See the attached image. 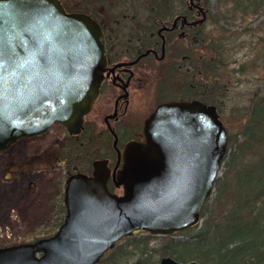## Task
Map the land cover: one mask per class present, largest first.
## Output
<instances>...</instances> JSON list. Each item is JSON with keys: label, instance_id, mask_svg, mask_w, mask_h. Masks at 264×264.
Instances as JSON below:
<instances>
[{"label": "water", "instance_id": "obj_1", "mask_svg": "<svg viewBox=\"0 0 264 264\" xmlns=\"http://www.w3.org/2000/svg\"><path fill=\"white\" fill-rule=\"evenodd\" d=\"M196 5L203 21L207 10ZM106 52L103 27L85 10H69L62 0H0V149L54 122L79 132L99 93ZM143 130L145 138L129 141L112 172L121 192L108 187L104 158L94 159L91 173H70L56 232L0 245V264H96L136 229L166 235L196 224L228 149L218 105L162 101ZM160 257L159 264H200Z\"/></svg>", "mask_w": 264, "mask_h": 264}, {"label": "rangeland", "instance_id": "obj_2", "mask_svg": "<svg viewBox=\"0 0 264 264\" xmlns=\"http://www.w3.org/2000/svg\"><path fill=\"white\" fill-rule=\"evenodd\" d=\"M63 1L69 10L90 9L89 12H94L109 28L113 25L107 22L132 19L136 12L139 18L151 17L149 16L151 8L155 6L154 0H99L96 4H88L87 0ZM225 1L227 0L209 2L203 0L208 14L210 11L214 13L220 9L219 12H223L226 17L221 18L220 22L237 35L231 37L225 44L226 64L220 71L221 75L211 77L202 73L204 87L208 86L213 91H204L201 98L218 105L220 116L229 132L236 131L240 123L246 119L255 90L263 84L260 77L264 75V5L256 6L257 11L251 9L250 12L240 13L231 8V2L225 5ZM124 12L129 15L123 18L121 15ZM211 18L212 16L206 20V27L210 30L216 27ZM130 21L127 22L128 27L123 28V35L138 25L135 23L134 26ZM249 26L251 28H248ZM200 51H205V48L200 47ZM254 59L257 61L256 64ZM243 63H246L243 70H234ZM158 69L159 65L153 72L155 83L160 77L155 74ZM164 73L168 78L167 85L181 83V75L178 71L166 67ZM193 91L192 88L178 90L170 87L160 89L158 95L168 97L182 92L191 97L194 96L191 94ZM90 145L95 147L79 152L80 145L68 133L66 126L54 122V125L44 132L23 136L6 148L0 149V245L31 240L54 231L57 199L63 192L67 175L77 168L90 170L92 159L102 154L98 143L91 141ZM219 169L218 175L230 182L235 169L227 166L225 160ZM218 192L217 187L214 186L207 202V211L197 221V227L187 231H176L173 234L175 239L191 238L192 233L197 231L205 220L220 216L221 208L229 209L230 203L224 204L215 200ZM146 232L139 230L132 235L140 240ZM153 235L150 245L156 247L161 243L162 235L156 233ZM129 241L131 240L127 236H123L118 243L124 244ZM144 256L145 253L142 255L138 245H131L119 259L121 264H143L141 260ZM160 256L157 252L152 254L150 264H159Z\"/></svg>", "mask_w": 264, "mask_h": 264}, {"label": "flooded vegetation", "instance_id": "obj_3", "mask_svg": "<svg viewBox=\"0 0 264 264\" xmlns=\"http://www.w3.org/2000/svg\"><path fill=\"white\" fill-rule=\"evenodd\" d=\"M198 2L207 10L203 0H170L169 8L163 10L165 13L163 16H146L145 19H142L138 17L136 12L137 14L135 13L132 19H118L113 22H107L113 25L112 28H109L100 17H96L102 25L106 36L107 61L103 72V80L99 87V93L88 112L85 113L82 129L76 133H68L80 145L79 152L94 148L95 145H90L91 141L98 143L99 151H102V154L98 155V157L106 159L108 166H110L111 171L107 185L112 190L117 192L122 190L114 184L112 172L114 169L117 171L122 166L124 148L130 140L140 141L145 138L143 128L146 118L160 102L181 98L203 99L201 96L204 91H213L208 86L204 87L202 81V53L200 51L201 46L197 27L199 24L206 22L207 16L203 21H197L198 17L202 15V11L200 12L198 10L199 7L196 5ZM128 15L124 12L121 17L124 18ZM135 15L137 17H134ZM183 15L186 16L185 19ZM175 19L176 23L174 22ZM128 21L134 23V26L135 23L138 25L123 35V28L128 27ZM149 22L154 23L153 29L144 26ZM158 65L159 69L155 74L160 77L158 82L155 83L153 72ZM166 67L178 71V74L181 75L180 84L167 85L168 78L166 73H164ZM170 87L178 90L192 88L194 91L191 94H194V96L188 97L189 94H182V92L168 97L158 95L160 89L163 90ZM33 134L23 136H33ZM95 137L96 139H94ZM98 157L92 159V168L90 170L85 171L77 168L73 172L79 170L87 174L91 173L94 169L93 161ZM66 180L67 178L64 181V185ZM63 218L62 221L64 220ZM59 225L55 227L53 232H49L44 236L56 232ZM186 229L176 231H184ZM139 230L143 231L142 229H136L132 234ZM176 231L172 233H176ZM113 247L107 250L103 256L108 251H111ZM103 256L96 264L101 261Z\"/></svg>", "mask_w": 264, "mask_h": 264}, {"label": "trees", "instance_id": "obj_4", "mask_svg": "<svg viewBox=\"0 0 264 264\" xmlns=\"http://www.w3.org/2000/svg\"><path fill=\"white\" fill-rule=\"evenodd\" d=\"M97 1L87 0V3L96 4ZM154 2L149 16H163V10L170 6V0ZM227 2H231V8L240 13L250 12L251 9L257 11L256 6L264 5V0H227L225 5ZM63 4L66 6L64 1ZM219 11L207 13V18L212 16L215 29L206 27L207 19L197 27L200 46L205 48V51H201L203 73L211 77L221 75L220 71L226 64L225 44L237 35L220 22L221 18L226 17ZM89 13L99 17L94 12ZM144 26L153 29L154 23L149 22ZM254 61L256 64V59ZM245 64L234 70H243ZM260 79L263 84L255 90L246 119L236 131L228 132V149L224 160L227 166L235 169L232 180L229 182L217 175L214 183L219 191L215 200L230 203L229 209L221 208L220 216L205 220L187 240L175 239L174 233H168L162 235L161 243L155 247L150 245L154 235L149 232L142 235L140 240L135 235L127 236L131 241L115 244L98 264H121L120 255L131 245H138L142 255L145 253L141 260L143 264H150L152 254L156 252L160 255L170 253L185 261L195 258L201 264H264V75ZM209 197L201 208V217L207 211ZM56 209L55 226L62 221L65 212L62 194L57 199ZM197 223L185 231L196 228Z\"/></svg>", "mask_w": 264, "mask_h": 264}]
</instances>
